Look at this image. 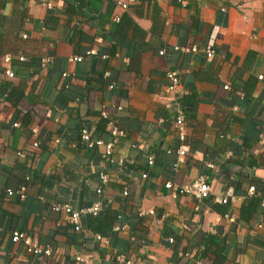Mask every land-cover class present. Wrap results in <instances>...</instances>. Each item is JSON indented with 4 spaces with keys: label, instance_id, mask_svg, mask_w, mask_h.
Segmentation results:
<instances>
[{
    "label": "crops",
    "instance_id": "obj_1",
    "mask_svg": "<svg viewBox=\"0 0 264 264\" xmlns=\"http://www.w3.org/2000/svg\"><path fill=\"white\" fill-rule=\"evenodd\" d=\"M179 1L0 0V89L23 91L18 105L0 97V264H73L77 254L86 264H117L119 255L133 264H210L201 244L209 235L222 241L224 264H264V209L239 221L249 187L264 198V0ZM210 44L216 55L207 59ZM75 56L82 60L69 61ZM168 71L179 78L170 95ZM174 99L189 147L177 168ZM102 119L125 133L109 162L79 141L80 129L93 135ZM100 174L110 179L102 195ZM200 175L212 190L195 213L194 199L164 185ZM228 187L237 192L226 212L233 222L217 221L212 205ZM96 202L113 222L105 242L86 217L76 230L52 210ZM13 232L51 256L28 253Z\"/></svg>",
    "mask_w": 264,
    "mask_h": 264
},
{
    "label": "built area",
    "instance_id": "obj_2",
    "mask_svg": "<svg viewBox=\"0 0 264 264\" xmlns=\"http://www.w3.org/2000/svg\"><path fill=\"white\" fill-rule=\"evenodd\" d=\"M181 5L184 7L186 6V0H180L179 1ZM120 8L122 10H127V5L125 3H118ZM117 21L118 18H115ZM23 39H26V36H22ZM190 51L193 52H198L199 49L195 46H192ZM202 53L207 59H211L216 55V51L214 48V45L210 44L207 47H205L202 50ZM91 54H94V51L91 52ZM160 55L164 54V51L159 52ZM19 60H23V58L19 57ZM82 60L81 57L75 56L69 59L71 62H80ZM4 62L8 65L10 62V58L8 56L4 57ZM49 60L48 59H41V67L46 68V65L48 64ZM4 75L7 78H13L14 74L11 71L10 68H6L4 70ZM67 74H63V77H66ZM262 77H259L261 79ZM166 80H167V85L165 87L164 92L166 94H174L177 92L178 85H179V78L175 72L168 71L166 73ZM227 89V87H225ZM167 108L173 109L175 112V116L173 119V125L176 131V136L178 140V147L175 150L176 154V164L174 168H177L179 165L183 164L185 162V158L189 154V147L186 144V119H185V111L183 107L181 106L180 102L176 99L173 100V103H169L167 105ZM120 110V108H119ZM103 118H106V114H102ZM14 126H17L15 124ZM110 140L107 142H104L103 140L93 137L91 133L86 129L82 128L79 131V138L81 143H83L86 147L92 148L94 146L101 147L103 149V153L101 155V158L109 162L111 161L113 150L116 144L125 137V133L118 128L117 125L115 124H110ZM34 147H37V143L32 144ZM170 153V152H169ZM147 165L152 166L154 163V156L148 155L147 157ZM142 178H146V175H142ZM110 179L107 174H100L99 175V187L96 189V194L102 195L104 187H106L109 183ZM165 188L168 190H171L173 195H182V196H187L191 197L195 201V207H194V212L198 213L200 212V209L204 202L210 197L211 194V185L208 182L207 178L204 175H200L197 178H195L192 182L186 183L183 185H176L167 182L165 185ZM256 189L255 187H249L247 194L249 196L255 195ZM126 195V193H124ZM6 196L7 197H13L17 196L20 200H24L26 198V195L23 191L17 190H7L6 191ZM235 198L234 190L232 187H228L221 199V203L223 205H230L233 199ZM260 208L264 209V198L261 199L260 203ZM103 209L102 203L101 202H96L93 203L89 207H83L79 209H74L68 204H54L52 206V210L54 212H63L67 215L68 221L75 227L76 230H79L81 228V220L86 217L87 215H97L99 212H101ZM145 212L140 211L139 215H145ZM217 221H221L222 219H230V222H233L231 218H228V215L224 216H219L216 215ZM97 238L99 240H102L99 235H97ZM11 241L16 244V243H23L26 248L28 253L34 254V255H43L46 257H50L52 253V249L49 247H41L38 245L36 241H34L32 238L29 236H26L24 233L21 232H13L11 235ZM103 242V241H102ZM105 242V240H104ZM169 243H173V239H168ZM116 263L117 264H133V262L126 257L125 255H119L116 257ZM73 264H86L85 258L81 254H77L74 256L73 259ZM194 264H200L199 262H195Z\"/></svg>",
    "mask_w": 264,
    "mask_h": 264
},
{
    "label": "trees",
    "instance_id": "obj_3",
    "mask_svg": "<svg viewBox=\"0 0 264 264\" xmlns=\"http://www.w3.org/2000/svg\"><path fill=\"white\" fill-rule=\"evenodd\" d=\"M64 1L66 3H73V1L83 3L84 0H64ZM0 97H2V99L11 103L12 105H18L22 100L23 91L21 89H15L10 85H5L3 88L0 89ZM101 121L102 122L100 123L99 126H97L92 136L96 135L95 137L103 140L104 142H107L108 140H104V137L107 136V138L110 140V134H109L110 125L106 130V122H104V119H102ZM81 144H82L81 147L88 153V155L90 154L91 156L101 157L102 155L101 147L94 146L92 148H88L83 143ZM232 188L234 190V194L236 195L237 192L235 187ZM258 197L256 194L249 196L246 192V199L242 204L240 211V220H239L240 223H247L248 220L252 217V215L257 211L261 203V199ZM89 206L91 205H87L86 207ZM228 208H229V204L223 205L220 201V205L216 203L212 205L211 213H216L219 216H224ZM86 220H87V230L89 232L99 235L102 241L105 240L106 235L109 234V232L113 228V222L107 219L103 209L97 215H87ZM201 244L203 248L202 254H204L207 257V259L209 258L211 260L210 264H224L225 256L223 254L224 249L222 246V241H219V239H217V237L213 235L211 236L209 235L202 241Z\"/></svg>",
    "mask_w": 264,
    "mask_h": 264
}]
</instances>
